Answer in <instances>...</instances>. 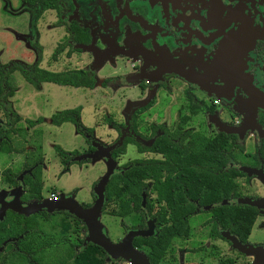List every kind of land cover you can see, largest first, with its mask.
I'll list each match as a JSON object with an SVG mask.
<instances>
[{
    "label": "flooded vegetation",
    "instance_id": "af4514ba",
    "mask_svg": "<svg viewBox=\"0 0 264 264\" xmlns=\"http://www.w3.org/2000/svg\"><path fill=\"white\" fill-rule=\"evenodd\" d=\"M17 1L20 11L21 7L30 6L51 11L52 25L61 30L60 37L67 42L62 51L66 54L71 48L68 54L84 52L89 59L80 68L93 71L94 78L96 70L93 66L99 61L103 60L102 64L107 62L110 68L118 65L120 71H112L100 78L99 86L104 79L103 87L107 82H135L133 86L143 98L153 94L139 105L145 107L134 117L133 132L127 128V119L138 105L125 114L124 127L118 124L117 129L112 127L115 132L112 142L122 132L123 136L130 135L138 144L149 146L159 132L153 128L162 126L167 133L177 129L180 137L172 140L179 141L177 143L191 154L200 153L211 141L219 150L233 156V161L227 165L237 168L242 172L241 176L258 180L253 173L241 170L242 167L260 170L264 174V133L256 134L243 128L252 107L254 122L264 130V108L257 105L264 103V0H58L57 8L42 9L37 3ZM70 37L73 40L68 39ZM95 83L86 89H93ZM157 87L163 92L156 93L154 89ZM178 92L186 100L185 107L180 106L182 109L172 99ZM160 96L168 100L166 113L180 109L182 114L172 127L164 121L150 122L147 133L140 134L136 117L150 112L153 105L156 107ZM188 98L197 103L204 102L207 110L190 112ZM13 104L18 106V102ZM193 116H201L206 125H212L221 139L232 143L236 151L221 149L212 138L205 140L198 151H193V145L198 148L190 137L193 132L187 126L183 127L193 120ZM181 117L185 118L183 122H179ZM224 128L235 131L226 132ZM89 143L91 145V141ZM127 144L133 146L137 154L153 156L146 158L163 159L160 153L138 151L135 144ZM86 149L87 146L81 152ZM242 154L245 160L237 156ZM15 180L16 184L10 186H20L19 199L24 201L20 198L23 192L21 175L18 174ZM145 181V198L151 213L159 202L154 194H150V180ZM256 209L257 217L264 209ZM143 218V229L146 223H150L152 233L153 218L147 215ZM79 235L81 245L74 247L75 253L83 247L84 233ZM190 252L193 257V250Z\"/></svg>",
    "mask_w": 264,
    "mask_h": 264
},
{
    "label": "trees",
    "instance_id": "16d2710c",
    "mask_svg": "<svg viewBox=\"0 0 264 264\" xmlns=\"http://www.w3.org/2000/svg\"><path fill=\"white\" fill-rule=\"evenodd\" d=\"M23 3L35 4L39 8H57L58 0H20ZM56 24L59 21L55 22ZM68 39H72L71 37ZM73 40V39H72ZM66 40L57 42L49 57L54 60L56 55L62 51ZM37 52L35 62L31 65H18L14 62L0 64V112L4 117L3 125L0 126V152H12L14 148L10 143V134L23 133L13 126L20 118L11 109L7 97L12 95L13 87L8 83V76L12 71H17L29 84L36 86L39 82H50L56 85H67L71 87L91 88L95 83L94 73L88 69L69 68L59 71H51L37 66L39 61L40 46L34 45ZM71 48H69L70 50ZM69 50L66 52L68 54ZM106 81L102 80L101 84ZM189 110L194 112L207 110L204 102L194 101L188 98ZM145 106H139L128 116L127 128L132 132L135 130L134 117L137 112ZM181 117L179 122L184 121ZM26 127H32L42 121L41 116L35 119H23ZM51 125H59L70 122L73 130L80 135L87 144L85 152L93 151L90 145L92 141V130L85 127L79 120V106L61 109L51 113L48 117ZM117 129V125L111 123ZM159 130L153 136L149 146H143L135 142L130 135L122 136L120 145L111 149L109 155L114 158L117 154L124 152L127 143L135 144L138 151L148 150L160 153L163 159L157 158H133L123 162L116 171L111 172L107 182H110V192H103V204L100 211L105 210L111 199H118L121 193L126 197L118 202L116 208L105 210L107 214L126 219L127 225L119 223L122 231L144 228V215L153 218V231L146 236H133L131 245L141 251L148 264H159L165 250L173 238L184 237L187 234V218L204 207L209 213L208 237L210 239L222 238L223 234L232 235L243 244L250 232L251 226L257 215V209L245 203H241L237 186L234 182L236 177L242 174L237 168L227 165L233 161V156L219 150L215 144L208 141L202 151L191 154L184 146H180L177 139L178 131L167 133L162 126L153 128ZM35 136L41 135L40 129L33 130ZM161 132V133H160ZM52 149L58 157L61 169L59 174L67 171L71 163L86 162L88 159L72 160L79 154L76 150H64L57 144H52ZM28 162L22 164L16 171L10 168L1 170L3 180L8 185H15V177L21 175L23 192L20 198L25 202L40 200L41 178L40 169L42 157L40 143L34 144L33 153L30 157L24 156ZM168 169H171L170 171ZM21 171V172H20ZM165 173L163 174V172ZM162 176V177H161ZM146 179L150 180V190L153 192L158 206L150 213L147 206ZM76 188L68 193L74 194ZM143 194V204H141ZM91 198L93 194L90 191ZM225 201V203H221ZM82 204L83 207L89 206ZM55 213V212H53ZM60 214L67 215L79 224L76 232H84L83 223L66 211ZM49 215L39 211L28 215L19 214L6 209L0 217V264H63L75 256L74 247L81 245V237L73 238L68 235L65 227L55 232L41 229L40 223L46 224ZM50 219V218H49ZM73 231V230H72ZM86 246L92 244L87 243ZM95 246V245H93ZM97 247V246H95ZM101 250L99 247H97ZM105 255L102 258L104 261Z\"/></svg>",
    "mask_w": 264,
    "mask_h": 264
},
{
    "label": "rangeland",
    "instance_id": "374dc122",
    "mask_svg": "<svg viewBox=\"0 0 264 264\" xmlns=\"http://www.w3.org/2000/svg\"><path fill=\"white\" fill-rule=\"evenodd\" d=\"M52 19L53 16L49 10L41 11L30 6L21 7L20 11L17 0H0V64L9 61L18 65L33 64L37 56L34 45L38 44L40 46L39 61L37 62L39 68L59 71L82 67L89 59L85 57L84 52H81V54L75 52L64 54L61 51L54 60L50 59L51 49L57 42L62 41V37H60L61 30L52 25ZM106 63L96 70L95 76L97 75L102 79L103 76L110 74L112 71H120L118 65L110 68ZM8 83L14 90L12 95L7 97V100L11 109L20 118L13 126L21 131L23 136H20L19 133L10 134V143L14 151L0 152V193L8 196L13 192V188L3 180L1 170L7 167L12 171L18 170L22 164L28 162V159L26 160L24 156L28 155L30 157L33 153L34 144L39 142L44 165L41 169V198L54 193L55 195L68 193L72 188H76L74 200L79 205L91 203L93 198H91L90 191L94 194L95 181L106 172L104 163L100 160L86 161L79 164L71 163L68 165L67 171L59 174L61 166L51 147L52 144H57L64 150H76L78 153L84 150L87 145L82 137L74 132L70 122H63L55 126L51 125L47 118L51 113L77 105L80 107L79 120L81 124L92 128L93 136L101 146L105 147L113 143L112 139L115 136L111 123L124 127L127 111L131 107L144 104L146 99L153 96V94L149 93L143 98L141 92L139 93L134 89L135 82H113L112 84L107 82L104 87L102 84L99 86L98 82L94 85L92 93H88L83 88L56 85L50 82L38 83L33 86L27 83L17 71H12L9 74ZM119 88L121 89L119 90ZM154 90L156 93L163 92L158 87ZM160 98L157 106L153 107V105L150 112L148 111L147 114L140 113L136 117V128L140 134L145 135L147 133L150 122L157 124L164 121L165 124L172 127L182 114L183 111H179L180 109H177V111L173 109L166 113L168 100L161 96ZM172 99L175 101V105L179 104L178 107H185L186 100L183 94L178 92ZM14 101L18 102V106L13 104ZM182 107L180 108L182 109ZM36 116H41L42 121L32 127H26L23 119L32 120ZM4 120L0 112L1 127H4ZM186 126L193 132L190 135L193 138V144L198 145L197 149L193 145V151H198L204 141L209 138L214 139L223 150L236 151L232 147V143H228L227 140L223 141L218 131L212 128V125H206V121L201 116H193V120L184 124L183 127ZM36 129L41 131L38 138L33 131ZM237 156L241 160H245L243 154ZM146 157L153 156L148 153L137 154L133 150V146L126 144L124 152L113 158L115 171L118 166L127 160ZM234 182L240 198H264V184L254 177L240 176L235 178ZM104 190L106 193L110 192V182H107V180ZM150 194L153 195L152 192ZM125 197V193H121L118 199H111L105 208L107 210L110 208L115 209L118 202ZM105 210L100 211L99 221L105 227L109 239L117 241L124 234L119 223L123 222L125 225L128 223L126 219L107 214ZM60 212L61 210H52L47 213L49 215L47 217L48 222L42 224L40 223L42 221L39 220L40 228L46 232L52 230L55 233L60 231L61 227H65L67 234L72 235L74 239L79 238V234H85V232L74 231L75 228H79V224H74L73 218L62 215ZM208 216L209 213L206 209H201L189 216L187 218V234L184 237L173 238L170 241V245L165 250L159 264H249L252 255L241 253L232 247L225 234H221L223 235L222 238H208ZM246 241L251 245H260L264 249V210L255 217ZM191 250H193V257H190ZM104 255L105 253L93 245H83L81 250L64 264H127L122 259H109L108 262H102Z\"/></svg>",
    "mask_w": 264,
    "mask_h": 264
},
{
    "label": "water",
    "instance_id": "95a60500",
    "mask_svg": "<svg viewBox=\"0 0 264 264\" xmlns=\"http://www.w3.org/2000/svg\"><path fill=\"white\" fill-rule=\"evenodd\" d=\"M78 47V45H76ZM83 47V46H81ZM102 61V60H101ZM99 61L93 68L98 66ZM260 107L264 108V103H257ZM249 110V115L243 124V128H248L256 134L264 133L254 122V110ZM248 114V113H247ZM226 132L235 131L233 128L223 129ZM123 133L109 146H101L98 141L92 140L91 146L93 151L79 153L72 157V160L78 161L82 159H88L93 161L100 158L105 165L106 172L95 181L93 187V200L87 207H82L74 199L72 193H60L53 197L40 198L38 201L24 202L19 199L21 188L17 185L13 188L8 196H4L0 193V217L3 215L6 209L13 212L28 215L36 213L38 211H45L46 213L52 210L66 211L68 214L74 216L80 220L85 228V234L82 238V244L90 243L101 249L105 253V260L109 259H122L127 264H148L145 255L131 245V238L133 236H146L151 233V224L146 223L145 229L127 230L122 237L117 241H111L107 235L105 227L99 221L100 209L103 204V191L106 180L111 172L115 171V162L109 155V150L120 145ZM241 170L247 174L253 173L257 176L258 180L264 184V175L260 170L249 169L242 167ZM141 203L143 202V194H141ZM241 203L254 206L255 208H264V198H240ZM221 203H225L222 201ZM226 239L230 241L232 247L244 254L252 255V260L249 264H264V249L260 245H251L248 243H239L234 236L225 234Z\"/></svg>",
    "mask_w": 264,
    "mask_h": 264
},
{
    "label": "crops",
    "instance_id": "0c3cea01",
    "mask_svg": "<svg viewBox=\"0 0 264 264\" xmlns=\"http://www.w3.org/2000/svg\"><path fill=\"white\" fill-rule=\"evenodd\" d=\"M103 61V60H102ZM101 64H102V62L98 65V66H96L94 69L95 70H97L100 66H101ZM52 71V70H51ZM95 78H96V83H98L99 81H100V78H99V76H95ZM40 83V82H39ZM41 83H43V82H41ZM46 83V82H45ZM44 83V84H45ZM49 83V82H48ZM95 83V84H96ZM59 87V86H58ZM80 89H82V87H79ZM83 89H86V88H83ZM121 88H119V90H120ZM132 89V88H131ZM134 89H135V86H134ZM87 91H88V93H92V89L91 90H88V89H86ZM127 103H129V102H127ZM80 108V107H79ZM31 118V117H30ZM35 119V118H34ZM33 120V119H32ZM47 121H48V118H47ZM61 124V123H60ZM59 124V125H60ZM55 126H58V125H55ZM93 128H94V126H93ZM91 130L93 131V129L91 128ZM75 132V131H74ZM76 133V132H75ZM77 134V133H76ZM92 137H93V140H95V141H98L94 136H93V132H92ZM83 139V138H82ZM84 141V140H83ZM99 142V141H98ZM58 158V157H57ZM94 160H100V161H102L100 158H97V159H94ZM88 161H90V160H88ZM43 162H42V165H41V169L43 168ZM41 169H40V178H41ZM41 187H42V181H41ZM76 192V191H75ZM75 194V193H74ZM74 194H73V199H74ZM41 195V194H40ZM55 195V193L54 194H52V196H54ZM49 196V195H48ZM76 255V254H75ZM103 262H108V261H106L105 260V258H104V261Z\"/></svg>",
    "mask_w": 264,
    "mask_h": 264
},
{
    "label": "built area",
    "instance_id": "2783aa9c",
    "mask_svg": "<svg viewBox=\"0 0 264 264\" xmlns=\"http://www.w3.org/2000/svg\"><path fill=\"white\" fill-rule=\"evenodd\" d=\"M48 197H53V196H52V194H49V196H48Z\"/></svg>",
    "mask_w": 264,
    "mask_h": 264
}]
</instances>
